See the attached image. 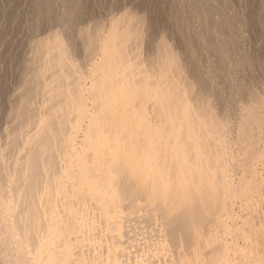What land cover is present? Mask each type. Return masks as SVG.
<instances>
[{"label":"rangeland","instance_id":"374dc122","mask_svg":"<svg viewBox=\"0 0 264 264\" xmlns=\"http://www.w3.org/2000/svg\"><path fill=\"white\" fill-rule=\"evenodd\" d=\"M112 29L130 34L125 50L135 64L149 72L155 74L161 61V44L167 45L180 66V78L192 92L190 104L198 107L195 116L209 125V136L220 146L229 173L227 178L217 177L218 187L226 195L222 220L228 248L234 241L243 245L239 236L244 227L249 231L264 226V203L259 199L254 208L247 206L238 191L246 157L238 130L245 113L258 117L261 127L257 148L252 149L258 159L252 161L249 175L264 179V158L258 154L264 153V0H0V204L4 208L0 215V264H16L12 229H17L18 236L21 233L19 238L31 250L37 243L39 232L33 230L27 216L32 200L46 197L44 182L51 177L34 186L28 140L41 126L47 86L56 72L67 79L64 62L89 82L92 64L101 56ZM60 147L63 153L64 147ZM137 203L125 210L122 207V215L115 216L118 226L115 221L108 231L92 226L98 214L95 209L77 204L76 215H83V220L87 217L83 228L70 226V247L78 250L74 251L78 259L84 264H177L163 221ZM31 255L25 257L28 264H33L28 262ZM259 258L256 263H263L264 257Z\"/></svg>","mask_w":264,"mask_h":264},{"label":"bare ground","instance_id":"6f19581e","mask_svg":"<svg viewBox=\"0 0 264 264\" xmlns=\"http://www.w3.org/2000/svg\"><path fill=\"white\" fill-rule=\"evenodd\" d=\"M118 33L115 29L109 32L101 56L92 64L90 83L72 65L62 62L67 79L56 72L47 86L41 126L28 140L32 170L29 178L34 186L44 178L51 177L52 182L43 180L48 191L45 198H30L34 202L32 208L28 206L31 214L27 217L33 230L39 232L34 250L22 242L17 229L11 230L18 252L14 262L25 264V257L33 254L27 259L33 264H84L74 253L77 249L70 247V226L75 224L79 230L87 218L76 215L75 206L95 209L98 214L92 226L108 231L123 208L139 202L163 221L172 252L178 256L177 264H257L256 258L264 257V226H253L249 231L244 227L238 237H242L243 245L234 241L229 247L232 249L228 248L227 228L222 220L226 195L218 187L217 177L227 178L229 173L220 146L209 136V125L195 116L198 107L190 104L192 92L184 83L185 77L184 81L180 78V66L167 45L161 44V61L155 74L149 72L126 52L130 34ZM252 115H243L238 130L246 152L245 173L238 191L250 207L259 199L264 203V179L259 181L255 174L249 175L256 159L252 149L257 148L261 134L259 118ZM214 128L220 131L219 126ZM60 146L64 147L63 153ZM258 154L264 158V153ZM63 155L62 167L59 163ZM2 206L0 215L4 212ZM206 229L209 232L205 236Z\"/></svg>","mask_w":264,"mask_h":264}]
</instances>
